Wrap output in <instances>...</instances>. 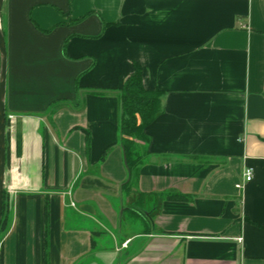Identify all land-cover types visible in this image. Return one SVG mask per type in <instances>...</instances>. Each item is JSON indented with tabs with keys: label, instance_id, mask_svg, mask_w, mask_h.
Instances as JSON below:
<instances>
[{
	"label": "crops",
	"instance_id": "obj_1",
	"mask_svg": "<svg viewBox=\"0 0 264 264\" xmlns=\"http://www.w3.org/2000/svg\"><path fill=\"white\" fill-rule=\"evenodd\" d=\"M0 31V264H264V0H2ZM133 63L162 96L124 190Z\"/></svg>",
	"mask_w": 264,
	"mask_h": 264
},
{
	"label": "trees",
	"instance_id": "obj_2",
	"mask_svg": "<svg viewBox=\"0 0 264 264\" xmlns=\"http://www.w3.org/2000/svg\"><path fill=\"white\" fill-rule=\"evenodd\" d=\"M106 91L109 90H95V93L101 94ZM117 94L119 104V144L124 152L125 166L128 173L123 187L124 190H129L133 181L138 177L140 166L146 161L150 136L145 133V128L160 114L162 91L157 88H145L141 66L133 63L132 71L125 78ZM157 198L159 202L162 199H188L184 194L169 192H163ZM10 213L9 200L3 190L0 239H2L9 228ZM257 225L264 230V224Z\"/></svg>",
	"mask_w": 264,
	"mask_h": 264
},
{
	"label": "water",
	"instance_id": "obj_3",
	"mask_svg": "<svg viewBox=\"0 0 264 264\" xmlns=\"http://www.w3.org/2000/svg\"><path fill=\"white\" fill-rule=\"evenodd\" d=\"M2 0H0V7ZM0 220L2 214V201L4 190V171H5V113H4V96H5V78H6V55L4 40L0 31Z\"/></svg>",
	"mask_w": 264,
	"mask_h": 264
},
{
	"label": "built area",
	"instance_id": "obj_4",
	"mask_svg": "<svg viewBox=\"0 0 264 264\" xmlns=\"http://www.w3.org/2000/svg\"><path fill=\"white\" fill-rule=\"evenodd\" d=\"M243 175H244V178H245L246 181L251 180V178H252V168H250V167L245 168ZM125 244H126V242H124L123 245H125Z\"/></svg>",
	"mask_w": 264,
	"mask_h": 264
},
{
	"label": "rangeland",
	"instance_id": "obj_5",
	"mask_svg": "<svg viewBox=\"0 0 264 264\" xmlns=\"http://www.w3.org/2000/svg\"><path fill=\"white\" fill-rule=\"evenodd\" d=\"M132 184H134L135 185V181H133V183ZM136 230V229H135ZM121 233L122 234H128V233H130V231L128 230V229H124V227H123V229L121 230ZM135 233H137V232H134V234ZM128 237V236H127ZM1 241H2V239H0V245H1Z\"/></svg>",
	"mask_w": 264,
	"mask_h": 264
}]
</instances>
